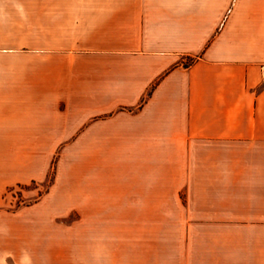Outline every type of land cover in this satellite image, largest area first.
Here are the masks:
<instances>
[{
    "label": "crops",
    "instance_id": "0c3cea01",
    "mask_svg": "<svg viewBox=\"0 0 264 264\" xmlns=\"http://www.w3.org/2000/svg\"><path fill=\"white\" fill-rule=\"evenodd\" d=\"M263 65L264 0H0V203L34 149H103L98 204L186 195L187 264H264Z\"/></svg>",
    "mask_w": 264,
    "mask_h": 264
},
{
    "label": "rangeland",
    "instance_id": "374dc122",
    "mask_svg": "<svg viewBox=\"0 0 264 264\" xmlns=\"http://www.w3.org/2000/svg\"><path fill=\"white\" fill-rule=\"evenodd\" d=\"M34 151L36 177L8 186L0 203V264H187L186 195L164 211L130 210L119 180L108 210L94 200L107 191L99 181L124 179L126 164L103 162V149Z\"/></svg>",
    "mask_w": 264,
    "mask_h": 264
},
{
    "label": "built area",
    "instance_id": "2783aa9c",
    "mask_svg": "<svg viewBox=\"0 0 264 264\" xmlns=\"http://www.w3.org/2000/svg\"><path fill=\"white\" fill-rule=\"evenodd\" d=\"M261 70H262V77L264 79V65L261 67Z\"/></svg>",
    "mask_w": 264,
    "mask_h": 264
}]
</instances>
